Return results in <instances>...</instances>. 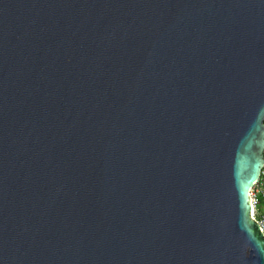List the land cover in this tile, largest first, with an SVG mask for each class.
Returning a JSON list of instances; mask_svg holds the SVG:
<instances>
[{
    "label": "water",
    "instance_id": "water-1",
    "mask_svg": "<svg viewBox=\"0 0 264 264\" xmlns=\"http://www.w3.org/2000/svg\"><path fill=\"white\" fill-rule=\"evenodd\" d=\"M264 0H0V264H264Z\"/></svg>",
    "mask_w": 264,
    "mask_h": 264
},
{
    "label": "built area",
    "instance_id": "built-area-1",
    "mask_svg": "<svg viewBox=\"0 0 264 264\" xmlns=\"http://www.w3.org/2000/svg\"><path fill=\"white\" fill-rule=\"evenodd\" d=\"M263 173L264 164L262 167L261 174ZM250 196L253 203L251 216L255 220V222L260 225L264 237V183L262 179L259 178L258 181L255 183V185L251 189Z\"/></svg>",
    "mask_w": 264,
    "mask_h": 264
},
{
    "label": "crops",
    "instance_id": "crops-1",
    "mask_svg": "<svg viewBox=\"0 0 264 264\" xmlns=\"http://www.w3.org/2000/svg\"><path fill=\"white\" fill-rule=\"evenodd\" d=\"M261 179H262V181H263V183H264V173L262 174V178H261Z\"/></svg>",
    "mask_w": 264,
    "mask_h": 264
},
{
    "label": "trees",
    "instance_id": "trees-1",
    "mask_svg": "<svg viewBox=\"0 0 264 264\" xmlns=\"http://www.w3.org/2000/svg\"><path fill=\"white\" fill-rule=\"evenodd\" d=\"M262 178V174L260 175V179Z\"/></svg>",
    "mask_w": 264,
    "mask_h": 264
}]
</instances>
